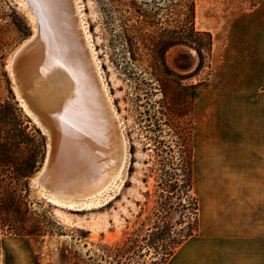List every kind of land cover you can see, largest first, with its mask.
Listing matches in <instances>:
<instances>
[{
    "label": "rangeland",
    "instance_id": "374dc122",
    "mask_svg": "<svg viewBox=\"0 0 264 264\" xmlns=\"http://www.w3.org/2000/svg\"><path fill=\"white\" fill-rule=\"evenodd\" d=\"M80 1L104 80L119 114L127 146L126 165L114 188L91 206L79 203L73 207L48 200L35 178L46 159L49 136L18 102L8 69L10 58L33 36L37 24L20 0H0V102L4 103L0 106V264H92L91 256L100 246L119 245L153 216L163 176V152L157 148V140L171 148L172 152L164 156L167 160L172 158L178 167L175 172L180 185L183 134L188 137L194 156L196 117L203 92L211 84L213 50L210 66L182 80L183 84L202 80L205 83L198 88L188 114L174 122L167 120L160 106L164 97L162 81H180V75L194 71L199 57L195 49L187 46L169 48L165 60L177 78L162 72L165 68L158 52L161 42L168 39L169 30L183 23L187 9L183 4L191 0ZM193 1L196 29L208 31L212 37L213 32H223L229 25L242 27L244 14L260 2ZM250 18L247 17L248 22ZM186 65L189 67L184 69ZM183 197L182 201L187 202ZM172 201L180 199L175 195ZM179 209L173 214V222H183L178 228L193 225L191 211ZM28 218L30 221H26ZM34 221L43 227L53 225L54 233L36 237L20 232L25 224Z\"/></svg>",
    "mask_w": 264,
    "mask_h": 264
},
{
    "label": "crops",
    "instance_id": "0c3cea01",
    "mask_svg": "<svg viewBox=\"0 0 264 264\" xmlns=\"http://www.w3.org/2000/svg\"><path fill=\"white\" fill-rule=\"evenodd\" d=\"M203 93L194 150L199 232L168 264H264V0L242 27L213 32Z\"/></svg>",
    "mask_w": 264,
    "mask_h": 264
},
{
    "label": "bare ground",
    "instance_id": "6f19581e",
    "mask_svg": "<svg viewBox=\"0 0 264 264\" xmlns=\"http://www.w3.org/2000/svg\"><path fill=\"white\" fill-rule=\"evenodd\" d=\"M20 4L37 28L8 69L21 105L49 136L36 184L55 203L91 206L118 183L127 146L81 1Z\"/></svg>",
    "mask_w": 264,
    "mask_h": 264
},
{
    "label": "trees",
    "instance_id": "16d2710c",
    "mask_svg": "<svg viewBox=\"0 0 264 264\" xmlns=\"http://www.w3.org/2000/svg\"><path fill=\"white\" fill-rule=\"evenodd\" d=\"M183 5L187 7L185 12V19L183 23L175 26L173 30H169L168 39L161 42L158 52L161 54L165 70L162 71L165 75L176 76L177 74L169 69L165 60V52L177 45H183L196 50L199 63L194 71L182 74L179 76L180 81L171 79V82H176V86H172L170 81L163 82V115L167 120L174 122L175 118L179 120L181 117L188 114L189 105L195 98L198 88L205 83L204 80L198 83L183 84L182 80L189 79L197 75L205 67L210 66L209 61L212 56L213 50V37L208 31L197 30L195 27V3L191 0L189 3L185 2ZM160 45V42H159ZM158 45V46H159ZM164 54V56H163ZM186 55V53H184ZM186 65L183 68H188ZM158 69V68H156ZM156 73V72H155ZM157 76L159 74L156 73ZM178 78V77H177ZM0 106L4 103L0 102ZM165 109V110H164ZM178 120V122H179ZM181 130V128H180ZM184 130V128H183ZM183 147L180 169L182 171V184L177 178L175 170V163L166 156L172 152L171 148L167 147L161 140H157L163 152V158L160 160V167L163 172L159 186L161 188L160 200H158L157 207L153 212V216L149 217L146 221L130 232L129 235L119 245L110 247L102 245L95 252L92 264H102L101 261L115 262L116 264H168L176 250L181 244L189 238L198 234L199 232V199L193 193L194 191V156L193 149L188 144V137L183 134ZM175 179V180H173ZM177 195L180 201L173 202L172 199ZM181 196L187 198V202H183ZM183 197V198H184ZM190 210L194 215V223L190 224L187 228L178 225H183L181 220L173 222V214L180 210ZM26 221H30L28 218ZM22 234L33 235L36 237H43L47 233L53 234V225L43 227L40 222L34 221L25 226L20 231ZM62 234V233H60ZM151 256L150 259L146 257Z\"/></svg>",
    "mask_w": 264,
    "mask_h": 264
},
{
    "label": "water",
    "instance_id": "95a60500",
    "mask_svg": "<svg viewBox=\"0 0 264 264\" xmlns=\"http://www.w3.org/2000/svg\"><path fill=\"white\" fill-rule=\"evenodd\" d=\"M13 80V79H12ZM13 85H14V83H13ZM17 95V94H16ZM17 100H18V102L21 104V101L19 100V98L17 97ZM123 159V157H122V153L119 155V164L121 163V160ZM45 161H46V159H45ZM45 161H44V164H45ZM44 164H43V166H44Z\"/></svg>",
    "mask_w": 264,
    "mask_h": 264
}]
</instances>
